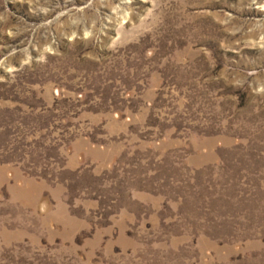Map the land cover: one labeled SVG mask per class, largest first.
<instances>
[{"label":"rangeland","instance_id":"rangeland-1","mask_svg":"<svg viewBox=\"0 0 264 264\" xmlns=\"http://www.w3.org/2000/svg\"><path fill=\"white\" fill-rule=\"evenodd\" d=\"M0 264H264V0H0Z\"/></svg>","mask_w":264,"mask_h":264}]
</instances>
